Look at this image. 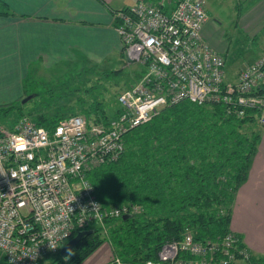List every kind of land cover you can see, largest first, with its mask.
I'll use <instances>...</instances> for the list:
<instances>
[{
  "label": "built area",
  "instance_id": "2783aa9c",
  "mask_svg": "<svg viewBox=\"0 0 264 264\" xmlns=\"http://www.w3.org/2000/svg\"><path fill=\"white\" fill-rule=\"evenodd\" d=\"M166 9L135 0L112 11L126 62H138L146 70L140 80L116 95L118 110L107 123L70 115L48 131L20 115L11 127L0 124L3 262L38 264L73 232L91 224L104 234L103 213L84 169L116 156L122 148V134L166 103L183 98L225 102L255 109L256 122L264 121V45L238 71L235 84H225L220 96L224 62L201 36L200 26L206 19L202 0H174ZM126 212L124 205H118L108 215L118 217ZM232 234L209 243L183 233L179 241L161 244L155 258L141 264H232ZM217 249L221 255H216ZM241 256L239 264H249L248 253L243 251ZM111 260L120 264L115 256Z\"/></svg>",
  "mask_w": 264,
  "mask_h": 264
},
{
  "label": "trees",
  "instance_id": "16d2710c",
  "mask_svg": "<svg viewBox=\"0 0 264 264\" xmlns=\"http://www.w3.org/2000/svg\"><path fill=\"white\" fill-rule=\"evenodd\" d=\"M158 1L151 3L165 11L174 2L168 0L167 5L165 0L161 4ZM0 15H13L3 0H0ZM252 60L242 64L234 74H226L223 67L220 96L224 95L225 84L234 85L238 71ZM53 93V89H47L41 94L33 92L32 97L52 98ZM81 95L69 105L45 106L41 100L39 105L23 109V103L15 104L14 100L0 104V109L5 111L15 106L21 115L48 131L70 115H82L100 124L116 115L118 107L110 112L93 98L90 104H85ZM44 107L46 111L42 110ZM256 121L257 112L252 108L183 98L166 103L148 119L126 130L116 156L84 169L103 213L105 233L95 224L87 226L91 233L71 248L72 255L58 254L68 237L59 244L51 262L78 264L106 241L121 264H141L154 259L161 244L180 239L184 229H190L192 238L200 242L221 239L231 232L230 205L246 177L260 139L264 121ZM118 205L126 207L127 217L108 215V210ZM232 235L233 246L229 248L234 258L241 261V252L245 251L249 264H264V254L249 253L240 236Z\"/></svg>",
  "mask_w": 264,
  "mask_h": 264
},
{
  "label": "crops",
  "instance_id": "0c3cea01",
  "mask_svg": "<svg viewBox=\"0 0 264 264\" xmlns=\"http://www.w3.org/2000/svg\"><path fill=\"white\" fill-rule=\"evenodd\" d=\"M133 1L3 0L13 15H0V104L17 100L23 93L22 80L36 70L70 59L94 63L120 53L112 11ZM255 2L249 12L257 14L255 20L259 22L264 18V0ZM207 21L206 18L201 24L200 33ZM255 26L253 23L245 27L251 39ZM201 36L204 39L202 33ZM207 44L222 51L215 43ZM259 50L248 55L246 62L254 59ZM234 66L238 67L232 64L234 71L230 74L241 67ZM228 227L240 236L249 253L264 254V129L246 177L233 197ZM101 246L103 250L93 254ZM96 249L78 264L110 262L109 243L103 241ZM0 264L7 263L0 258Z\"/></svg>",
  "mask_w": 264,
  "mask_h": 264
},
{
  "label": "rangeland",
  "instance_id": "374dc122",
  "mask_svg": "<svg viewBox=\"0 0 264 264\" xmlns=\"http://www.w3.org/2000/svg\"><path fill=\"white\" fill-rule=\"evenodd\" d=\"M145 1L152 2L150 0ZM202 2L208 21L202 27L201 33L206 42L209 44L215 43L219 46L218 49L224 52L223 54L209 45L213 50L221 53L224 58L225 73L229 74L234 71L231 67L232 64L238 65V67L234 66L238 69L242 66L241 64L246 63L250 54L259 50L263 45L264 24L261 23H264V18L257 22L255 20L257 14L249 12L256 3L255 0H202ZM234 4L239 7H235ZM253 23L256 26L252 29L254 38L251 39V34L247 33L245 27ZM76 56L83 57L79 54ZM145 70L146 68L138 62H126L122 52H116L113 57H105L94 63L80 59L57 62L44 70L34 71L25 78L26 80H22L23 93L15 100V104L20 103V99L26 94H33V92L41 94L46 92L47 89H53L52 98L42 95L34 96L23 102L22 108L27 109L28 106L39 105L41 100V103L45 106H52L53 104L69 105V103L72 104L73 101L77 100L75 99L77 95L82 94L81 98L85 100V104H90L93 98L111 112L118 107L116 95L140 80ZM55 99L56 103H53ZM42 110L46 111V108L44 107ZM20 115L19 109L15 108V106L7 108L5 111L0 109V124L11 127ZM263 127H261L262 131ZM100 230L103 232L102 229ZM183 233H190L192 236L190 229H184ZM103 248L104 246L99 247L93 254L101 252ZM215 252L217 256L221 255L219 249L215 250ZM109 253L110 259L113 257V252L110 250ZM54 257L55 253L52 252L41 258L39 264H53L51 260ZM240 262V258H235L232 264H239ZM104 264H109V262Z\"/></svg>",
  "mask_w": 264,
  "mask_h": 264
},
{
  "label": "water",
  "instance_id": "95a60500",
  "mask_svg": "<svg viewBox=\"0 0 264 264\" xmlns=\"http://www.w3.org/2000/svg\"><path fill=\"white\" fill-rule=\"evenodd\" d=\"M32 97V94H26L20 99V103L25 102L26 100L30 99ZM127 214H122L121 218L127 217ZM91 229L85 228L77 230L72 236H70L66 241L63 242V244L58 249V254L61 257H65L67 255L66 249H71L74 245L77 244V242L83 237L91 233Z\"/></svg>",
  "mask_w": 264,
  "mask_h": 264
},
{
  "label": "clouds",
  "instance_id": "9594fccd",
  "mask_svg": "<svg viewBox=\"0 0 264 264\" xmlns=\"http://www.w3.org/2000/svg\"><path fill=\"white\" fill-rule=\"evenodd\" d=\"M66 251H67V255L70 257L72 255L71 249H66Z\"/></svg>",
  "mask_w": 264,
  "mask_h": 264
},
{
  "label": "flooded vegetation",
  "instance_id": "af4514ba",
  "mask_svg": "<svg viewBox=\"0 0 264 264\" xmlns=\"http://www.w3.org/2000/svg\"><path fill=\"white\" fill-rule=\"evenodd\" d=\"M114 22V21H113ZM115 30V29H114Z\"/></svg>",
  "mask_w": 264,
  "mask_h": 264
}]
</instances>
